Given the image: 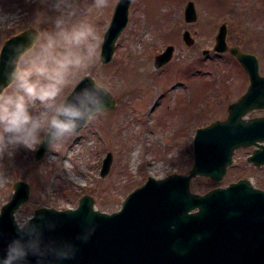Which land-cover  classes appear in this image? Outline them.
Here are the masks:
<instances>
[{
    "label": "rangeland",
    "instance_id": "374dc122",
    "mask_svg": "<svg viewBox=\"0 0 264 264\" xmlns=\"http://www.w3.org/2000/svg\"><path fill=\"white\" fill-rule=\"evenodd\" d=\"M188 1L131 0L127 24L116 39L110 61L101 63L98 56L86 69L75 70L62 93L65 96L81 75L89 73L109 89L115 106L62 142L50 143L37 159L36 145L34 150L21 148L11 160L0 161V206L10 197L16 180L30 185L28 199L14 212L19 224L35 207H75L85 193L92 195L96 208L110 212L147 175L187 172L195 128L224 117L228 102L248 83L243 67L228 53L214 55L212 45L221 22L228 24L227 45L256 53L264 74V0H192L197 18L190 23L183 17ZM116 2L108 0L107 6L95 8L93 0H78L77 19L93 24L100 44ZM0 12L13 14L0 19L19 17L11 26L0 27V46L29 25L50 30L56 15L51 0H0ZM184 28L191 32L193 42H184ZM168 44L174 46L172 56L155 68L154 55ZM4 91L11 94L15 86L9 84ZM39 110L37 103L33 111ZM107 151L112 159L109 170L101 175ZM249 153L250 147L237 148L218 181L193 176L191 190L205 192L239 177L264 188V166L247 161Z\"/></svg>",
    "mask_w": 264,
    "mask_h": 264
},
{
    "label": "water",
    "instance_id": "95a60500",
    "mask_svg": "<svg viewBox=\"0 0 264 264\" xmlns=\"http://www.w3.org/2000/svg\"><path fill=\"white\" fill-rule=\"evenodd\" d=\"M130 1L117 0L115 4L101 42V63L112 57L116 39L128 21ZM183 16L187 22L196 20L192 0L184 6ZM28 31L39 29L29 25L5 38L1 44L5 54ZM227 33L228 25L222 22L213 49L234 55L248 75V84L238 98L228 103L225 117L195 128L193 161L188 171L164 177L148 175L124 196L118 209L110 212L96 208L94 198L87 193L78 198L75 207H35L23 228L14 212L28 199L30 189L27 181L18 179L10 198L0 206V264H5L13 248L29 252L16 264H37L38 258L30 254L37 245L44 249L40 264H264V188L246 177L205 192L190 188V180L196 175L220 180L240 146L254 144L247 161L256 166L264 164V115L246 116L255 109H264V74L258 55L238 45L228 46ZM182 37L185 43L193 42L188 29ZM173 50L169 44L155 54L154 67L167 62ZM93 84L104 90L98 93L104 110L113 108L116 101L111 92L89 73L83 74L65 96ZM8 85L0 76V89ZM49 144L43 135L35 159ZM111 159L112 153L107 151L101 175L109 170Z\"/></svg>",
    "mask_w": 264,
    "mask_h": 264
},
{
    "label": "clouds",
    "instance_id": "9594fccd",
    "mask_svg": "<svg viewBox=\"0 0 264 264\" xmlns=\"http://www.w3.org/2000/svg\"><path fill=\"white\" fill-rule=\"evenodd\" d=\"M107 3L108 0H93L95 8ZM51 10L56 15L50 30L24 33L23 40L11 45L7 54L0 47V76L15 86L11 94L0 89V161L11 160L21 148L34 150L42 133L49 143L58 144L104 111L98 96L104 90L98 85L62 97L72 73L86 69L99 56L95 27L77 19L78 0H51ZM10 15L13 14L0 12V17ZM18 20L19 17L0 19V27ZM37 103L40 110L34 112ZM28 254L10 249L5 264H16ZM30 254L40 264L44 249L37 245ZM60 255L68 258L66 253Z\"/></svg>",
    "mask_w": 264,
    "mask_h": 264
},
{
    "label": "flooded vegetation",
    "instance_id": "af4514ba",
    "mask_svg": "<svg viewBox=\"0 0 264 264\" xmlns=\"http://www.w3.org/2000/svg\"><path fill=\"white\" fill-rule=\"evenodd\" d=\"M214 45V44H213ZM213 45H212V50L213 51H215V53H214V55L215 56H217V55H219V54H221V53H228V55L229 56H231V58L236 62L237 60H236V58L229 52V51H224V52H218V51H216V50H214L213 49ZM239 46V45H238ZM205 49H207V51H209L208 49L209 48H205ZM207 51H206V54H207ZM238 62V61H237ZM239 63V62H238ZM240 64V63H239ZM241 65V64H240ZM240 95V94H239ZM239 95H237L236 97H238ZM255 111H257L258 113H256V114H253V115H263L264 114V109H257V110H255ZM240 148H245V147H240ZM251 149H252V147H250V151H251ZM247 156V155H246ZM261 166H264V165H261Z\"/></svg>",
    "mask_w": 264,
    "mask_h": 264
}]
</instances>
